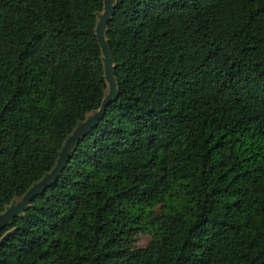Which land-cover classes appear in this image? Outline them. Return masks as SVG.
<instances>
[{
  "label": "trees",
  "instance_id": "1",
  "mask_svg": "<svg viewBox=\"0 0 264 264\" xmlns=\"http://www.w3.org/2000/svg\"><path fill=\"white\" fill-rule=\"evenodd\" d=\"M101 7L0 0V210L104 94ZM104 36L116 97L0 264H264V0H113Z\"/></svg>",
  "mask_w": 264,
  "mask_h": 264
},
{
  "label": "water",
  "instance_id": "2",
  "mask_svg": "<svg viewBox=\"0 0 264 264\" xmlns=\"http://www.w3.org/2000/svg\"><path fill=\"white\" fill-rule=\"evenodd\" d=\"M112 10L113 0H102L101 10L95 13L96 22L94 33L100 49L105 80L104 94L98 106L87 112L84 118L78 121L66 134L57 150L55 160L51 167L44 171L38 179L34 180L20 195L13 196L9 202L3 206L2 210H0V229L9 222L12 217L21 213L34 196L42 193L46 187L52 184L69 160L76 141L97 123L98 119L103 115L106 105L115 99L116 82L113 75L112 57L104 36L105 23L109 19ZM4 236L5 233L0 236V243Z\"/></svg>",
  "mask_w": 264,
  "mask_h": 264
},
{
  "label": "rangeland",
  "instance_id": "3",
  "mask_svg": "<svg viewBox=\"0 0 264 264\" xmlns=\"http://www.w3.org/2000/svg\"><path fill=\"white\" fill-rule=\"evenodd\" d=\"M148 238H149L148 234H141L140 233L138 235L137 244L138 245H144L147 242Z\"/></svg>",
  "mask_w": 264,
  "mask_h": 264
}]
</instances>
